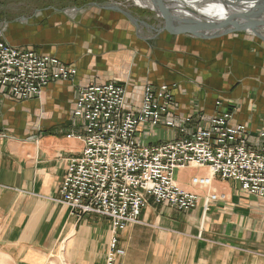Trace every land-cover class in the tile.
<instances>
[{"label":"crops","instance_id":"0c3cea01","mask_svg":"<svg viewBox=\"0 0 264 264\" xmlns=\"http://www.w3.org/2000/svg\"><path fill=\"white\" fill-rule=\"evenodd\" d=\"M18 15L4 26L6 42L57 58L76 69L77 77L73 86L50 84L33 100L19 101L0 93V134L6 135L0 139V264L106 262L110 220L93 214L77 218L59 202L69 160L79 158L84 149L82 140L68 138L72 131L83 134L71 120L80 86L117 81L126 86L130 105L138 108L141 87L148 79L155 86L175 83L174 117L201 115L203 122L208 121L221 101L223 108H234L233 125L249 127L251 146H264L259 138L264 130V90L260 89L264 85H259L264 82V43L252 35L207 42L167 32L157 41L152 29L146 30V38L127 18L113 12L103 13L104 18L80 10L35 17L22 8ZM134 15L144 28L145 17ZM103 19L114 27H94L96 20L105 23ZM146 40L157 41L155 46L169 53L152 57L176 69L171 78L149 77L156 69L153 72L146 60ZM229 64L234 66L231 72L226 69ZM233 75L258 80L246 84V102L239 110L236 104L243 92L236 91ZM251 98L254 105L248 103ZM138 133L140 143L179 137L176 129L166 127L141 126ZM210 175L208 168L193 167L176 173L177 184L199 197L198 207L191 212H178L150 198L141 224L119 234V250L124 253L119 263L264 264V201L219 177L212 178L206 189L192 185L193 178ZM212 194L218 200L209 201L205 212Z\"/></svg>","mask_w":264,"mask_h":264},{"label":"built area","instance_id":"2783aa9c","mask_svg":"<svg viewBox=\"0 0 264 264\" xmlns=\"http://www.w3.org/2000/svg\"><path fill=\"white\" fill-rule=\"evenodd\" d=\"M75 74L57 58L14 48L0 36V93L31 100L52 83L73 80ZM174 88L148 85L138 108L130 105L126 87L117 82L80 87L77 92L72 121L83 134L72 131L68 138L82 140L84 149L79 158L69 160L59 202L77 218L93 214L110 220L106 264H118V233L141 224L150 198L183 213L197 207L199 197L175 181L179 170L208 168L213 177L235 182L264 201V146L252 147L249 127L232 124L234 108H223L218 101L217 114L204 125L198 115L177 119L172 112ZM141 126L176 129L179 137L143 145L137 139ZM5 137L0 134V139ZM259 138L264 139V131ZM192 184L206 188L211 179L196 177ZM216 200L212 195L207 203Z\"/></svg>","mask_w":264,"mask_h":264},{"label":"rangeland","instance_id":"374dc122","mask_svg":"<svg viewBox=\"0 0 264 264\" xmlns=\"http://www.w3.org/2000/svg\"><path fill=\"white\" fill-rule=\"evenodd\" d=\"M22 8H24V9L28 8L29 13H31L35 17H36V15H41L43 13H50V12H52V13H54V12H56V13H60V12L61 13H66V12H68V14L70 13L72 15V13L75 14L77 10H80L82 12L84 11V13L88 14L89 16L90 15L96 16V14H99L98 15L99 17L103 16L102 18H104L103 13H105V12H113V13L121 14L122 16L127 18L130 21V24L136 30H138V31L141 30L143 33H145V37L146 38H147V36H146L147 35L146 30L147 29L148 30L152 29V31H153L152 33L157 36L156 37L157 41H159V39L163 38L164 34H167V32L164 30V27H165V24H166L165 20L160 15H158L157 13H154L151 10H148V9H145V8H140V7L136 6L135 3L133 1H131V0H0V24H1V26H0V36H1V38H2V40L4 42L7 41L6 39H4V36L2 34V31L4 30V26L7 23H9L12 20H14L15 18H17L19 16L18 13H19L20 9H22ZM119 9H120V11H119ZM137 11H140V12H137ZM135 13L139 14V15H143V17H145L146 20L144 21V28L142 27V25L140 26L141 23H136L135 20L137 18L134 15ZM134 18H136V19H134ZM103 20H104L105 23H102V21L98 22L96 20V23H95L94 27L101 28V29L104 28L106 30L110 29L111 27H114V26H112L110 24L111 21H109L107 19L106 20L103 19ZM114 22H116V21H114ZM141 22H143V21H141ZM149 22H154L155 25L154 24L150 25ZM128 28H130V26H128ZM245 35L246 34H244V33H238V34L229 35V36H245ZM229 36H226V37H229ZM226 37L217 38V39H213V40H204V41H207V42H215L216 41L217 42V41H220V40H222L223 38H226ZM157 41H152V40H146L145 41V48H146V54H145L146 56L145 57H146V60L149 63L151 62L149 66H151L150 68L153 70V72L156 69V74L152 73V74L149 75V77L152 78V79H155V78L164 79L165 77L171 78L170 75L173 74V72L176 69L173 68L172 66L168 65V64H165V63H156L155 59H153V57H152V55H154V54L158 55L159 52L163 53L162 55H165V56H168L167 54H169V53H166V52L158 49V47L155 46L154 42L156 43ZM6 43L8 44V42H6ZM8 45H10V44H8ZM12 47H14V46H12ZM14 48L21 49V48H18V47H14ZM149 52H151V53H149ZM146 64H147V62H146ZM227 67L228 68H226V69H229L230 72H231L230 69H234L233 64H229ZM72 69H74V68H72ZM74 70L76 71V74H75V77L73 78V80L68 81V82L65 81V83H70L72 86L75 84V79L77 77V70L76 69H74ZM154 75H155V77H154ZM233 78H234V80L231 81L232 84L233 85H236V84L238 85L236 91H240L241 90L243 92V94H242L243 97H241L242 98L241 102H237V104H236V107L239 110L240 107L246 102L245 95H246V93L248 92V89H249L248 87H246V84L247 83H252L251 81L257 83L258 80H256L255 78H252V77H242L241 78L240 76H237V75H233ZM168 79H166V80H168ZM148 81H150V79H148ZM148 81H147L146 84H144V86L141 87L142 90L145 87H147L148 85L149 86H155V85H153L151 83H148ZM112 82H117V81H112ZM117 83H119V82H117ZM119 84H121V83H119ZM262 84L264 85V82L260 83L259 85H262ZM166 85L175 86V88L172 89V94H173L174 90L177 88V85L175 83L166 84ZM123 86H125V85H123ZM161 86H164V85H161ZM161 86L157 85L155 87L158 88V87H161ZM77 87L78 86H76V88ZM80 87H82V86H80ZM80 87H78V90H79ZM84 87H86V86H84ZM261 87L262 88H260V89L264 90V86H261ZM254 90H256V89H254ZM256 91L258 92V90H256ZM262 92H264V91H262ZM258 94H260V92ZM76 97H77V95H76ZM173 98H174V102H175L174 94H173ZM34 99H36V98H34ZM237 99H238V101L240 100L239 98H237ZM31 100H33V99H31ZM25 101H28V100H25ZM75 101H76V98H75ZM219 102H221V101H219ZM248 103L250 105H254L255 104V100H252V98H251V99H249ZM253 111L254 110H252L251 112L253 113ZM172 112H173V110H172ZM198 116H200L201 125H204V124H206L209 121L208 120V121L203 122L202 121V116L201 115H198ZM71 120H72V115H71ZM154 129H157V128H154ZM263 131H261V132H263ZM139 134L140 133L137 134L138 141H140L139 138H138ZM150 143L151 142H141V144H143V145H149ZM203 178H210L211 179V185H212V178H215V177L210 175V177H203ZM175 181H176V175H175ZM194 187H197V188H200V189L209 188V187L201 188V187H198V186H194ZM189 193H191V192H189ZM191 194H194V193H191ZM212 195H216V194H212ZM196 196H198V195H196ZM198 205H197V207H198ZM209 207H210L209 203L205 204V212L209 211ZM207 208H208V210L206 211ZM191 211H193V210H191ZM191 211H189V212H191ZM178 212H180V211H178ZM181 213H183V212H181ZM84 216H86V215H84ZM82 217L83 216H81V218ZM131 226H133V225H131ZM119 234L120 233H118V238H119ZM108 249H109V246H108ZM120 251L122 252V254L118 255V258H117L118 264H120L119 263V258H121L124 255L123 251L122 250H120ZM107 253H108V250H107ZM106 263H107V258H106L105 264Z\"/></svg>","mask_w":264,"mask_h":264},{"label":"water","instance_id":"95a60500","mask_svg":"<svg viewBox=\"0 0 264 264\" xmlns=\"http://www.w3.org/2000/svg\"><path fill=\"white\" fill-rule=\"evenodd\" d=\"M131 1L160 15L166 23L164 30L176 36L213 40L244 33L264 43V0ZM212 7L217 10L214 17L207 11Z\"/></svg>","mask_w":264,"mask_h":264},{"label":"bare ground","instance_id":"6f19581e","mask_svg":"<svg viewBox=\"0 0 264 264\" xmlns=\"http://www.w3.org/2000/svg\"><path fill=\"white\" fill-rule=\"evenodd\" d=\"M190 1H192V3H193V2H195V1H198V2H199L200 0H190ZM207 11H209V12H210L209 14H210L211 16H213V17H214L215 14L217 13V12H216L217 10H215L214 7H212L211 9H209V10H207ZM216 17H219V16L217 15ZM216 17H215V18H216Z\"/></svg>","mask_w":264,"mask_h":264}]
</instances>
